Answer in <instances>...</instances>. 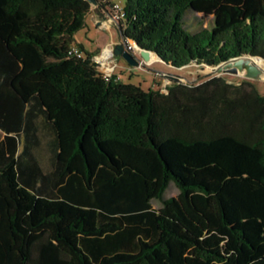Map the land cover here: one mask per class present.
<instances>
[{
    "label": "trees",
    "instance_id": "16d2710c",
    "mask_svg": "<svg viewBox=\"0 0 264 264\" xmlns=\"http://www.w3.org/2000/svg\"><path fill=\"white\" fill-rule=\"evenodd\" d=\"M92 7L0 0V264H264V94L107 80L76 41ZM123 8L124 41L173 68L264 59V0Z\"/></svg>",
    "mask_w": 264,
    "mask_h": 264
},
{
    "label": "rangeland",
    "instance_id": "374dc122",
    "mask_svg": "<svg viewBox=\"0 0 264 264\" xmlns=\"http://www.w3.org/2000/svg\"><path fill=\"white\" fill-rule=\"evenodd\" d=\"M111 4H117L120 6L125 5L126 0H109ZM198 18V19H195ZM200 17L191 16L190 22L198 27V20ZM211 19L208 18L204 23V27H210ZM76 39L82 43L86 51L90 53H97L101 56L106 49L111 50L113 57L108 60V64L105 65L104 72H108V66L112 67L116 65L115 70L110 72V78L116 76L117 81L123 83H132L135 85H140L144 90L155 89L161 90L164 94L167 93L166 87L176 82L173 76H182L181 83H198L203 82L210 77L214 76V68L208 67L206 65H199L197 63H192L181 69H176L170 65L165 64L162 61H156L150 63L148 59L140 57L139 65L137 67H131L127 61L114 54L115 47L123 43L120 28L117 24H109L108 27L98 26L94 22L93 17H87L86 25L78 32ZM112 39L114 42L109 43ZM100 50V51H99ZM107 52V51H106ZM264 69V66H263ZM226 78L233 83H240L244 80L253 82L259 91L264 94V72L258 80H249L242 75H225ZM179 194V190L172 183L168 192L167 197H176ZM156 208L160 207L158 202L154 203Z\"/></svg>",
    "mask_w": 264,
    "mask_h": 264
},
{
    "label": "water",
    "instance_id": "95a60500",
    "mask_svg": "<svg viewBox=\"0 0 264 264\" xmlns=\"http://www.w3.org/2000/svg\"><path fill=\"white\" fill-rule=\"evenodd\" d=\"M92 5H97V0H89ZM124 40V38L122 37ZM136 52L143 58L148 59L151 53L157 55L154 52L144 50L140 48L137 44L135 45ZM114 54L116 56H120L124 58L129 66L137 67L139 65V58L133 53L126 49L125 43L118 44L114 49ZM254 57L252 55L242 56L239 58L232 59L228 62L222 63L216 67H214V74L221 76V75H235L239 76L242 75L249 80H258L260 79L261 75L263 74L264 70L257 67L254 63ZM263 59V58H262ZM176 82L181 83L182 76L175 75L173 76Z\"/></svg>",
    "mask_w": 264,
    "mask_h": 264
},
{
    "label": "built area",
    "instance_id": "2783aa9c",
    "mask_svg": "<svg viewBox=\"0 0 264 264\" xmlns=\"http://www.w3.org/2000/svg\"><path fill=\"white\" fill-rule=\"evenodd\" d=\"M107 8V14L109 17V22L110 24H117L119 27V23L120 21L124 20L125 18V11L124 8L120 5L117 4H111L110 6L106 7ZM120 28V27H119ZM123 43L126 44V49L130 52H133L139 59H140V55L136 52L135 49V43L133 41L127 40L126 42L123 40ZM109 51V55L107 57H105V52ZM69 54L71 56H76L77 58H83L84 57V53L77 47V46H73L70 51ZM113 57V53L111 52V50L106 49L103 54L101 56L96 55L93 58V62L97 65L98 70L104 75V77L109 80L110 78V72L115 70L116 65L112 66V67H107L108 68V72H104V68L105 65L108 64V60ZM131 68V66H130Z\"/></svg>",
    "mask_w": 264,
    "mask_h": 264
},
{
    "label": "crops",
    "instance_id": "0c3cea01",
    "mask_svg": "<svg viewBox=\"0 0 264 264\" xmlns=\"http://www.w3.org/2000/svg\"><path fill=\"white\" fill-rule=\"evenodd\" d=\"M97 1L98 3L97 5H93L92 11L89 14V17H93L94 22H96L98 26L108 27V25L110 24L109 22L110 20L107 14V8L103 6V2H106V1L110 2V1L109 0H97ZM76 41L79 42L77 39ZM112 42H114V39H112L109 43H107L105 45V48L107 47L108 44L110 45V43ZM0 137H2L1 134H0Z\"/></svg>",
    "mask_w": 264,
    "mask_h": 264
},
{
    "label": "bare ground",
    "instance_id": "6f19581e",
    "mask_svg": "<svg viewBox=\"0 0 264 264\" xmlns=\"http://www.w3.org/2000/svg\"><path fill=\"white\" fill-rule=\"evenodd\" d=\"M109 54H110L109 51L105 52V57H107ZM158 60H159V58H158L155 54H153V53H151V54L149 55V57H148V61H149L150 63H152V62H156V61H158ZM253 60H254V63H255V65H256L257 67L263 69V66H264V59H261V58H254ZM263 70H264V69H263Z\"/></svg>",
    "mask_w": 264,
    "mask_h": 264
}]
</instances>
